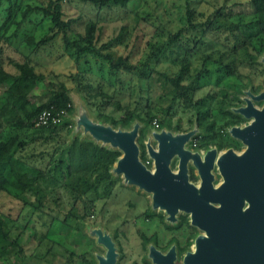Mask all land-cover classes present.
<instances>
[{"label":"trees","instance_id":"16d2710c","mask_svg":"<svg viewBox=\"0 0 264 264\" xmlns=\"http://www.w3.org/2000/svg\"><path fill=\"white\" fill-rule=\"evenodd\" d=\"M36 1L37 3H27L25 0H0V13L5 12L4 18L0 20V194H8L18 200L21 204L20 212L26 208H30L31 213L39 209L44 196V190L40 188L41 182L50 179L61 181L67 189L76 193L77 183L86 173L90 162L104 149V146L89 136H82L79 133L73 135L71 118L74 107L69 88L64 82H58L57 88L50 89L52 83L49 77L39 70L42 64L39 63L38 52L56 45L58 39L62 44V51L58 57L68 55L79 64L82 58L91 56L96 61L107 64L113 81L101 75L96 85L89 80L82 83L81 80L86 79L87 75V71L84 70L72 78L77 90L82 88L94 91L93 94H89V99L99 96L107 100V104L115 110L121 111L118 118L100 114L102 116L98 120L100 123L108 122L113 129L130 130L135 122H139L138 135L143 139L147 130L151 129L150 122L154 117L161 119L160 128H163L167 116H170L179 105L193 111L196 132L190 135L189 145L195 137L198 138L200 147L206 148L214 142L219 147L224 145L217 137L219 132L217 125L226 117L224 109L212 107L217 92L214 89L210 90L211 92L207 91L198 99L195 94L201 89L200 80L202 83L207 81L203 85L205 87L212 80L216 88L223 80H241L243 74L239 71V65L253 64L257 60L256 51L258 52L259 48L256 42L261 44V47L264 44V0H246L247 12L236 11L234 14L232 6L227 8L225 3L221 6H212V10L205 14L200 10L203 0H196V5H192L191 0H186L180 16L181 25L174 31H166L163 27L151 23L156 35L164 34L165 38L163 41L159 39L149 41L151 51L145 61L139 63H132L129 55H115L109 50L114 41L127 38L128 32L125 28L132 13L129 5L136 0H78L91 6L95 13L93 18L85 21L83 31L73 29L72 24L76 19L64 17L62 3L66 0ZM113 10L118 11L117 16L123 23L120 24L116 35L104 40L103 33L106 27L103 23L106 19L104 12ZM31 14L41 15L39 20L47 19L51 27L39 39L33 34L23 37L20 35L19 44L29 48L27 52H23L13 45L12 39L18 37L17 30L22 22L25 20L32 22ZM132 15L136 16V20L143 18L137 13ZM12 27L14 29L11 30ZM172 45L182 48L183 56L178 59L181 67L170 75L161 71L158 64L171 52ZM9 46L18 51L21 59L16 60L5 54V48ZM195 55H199L200 68L195 77L185 83L186 58ZM6 64L12 66L14 71L7 69ZM134 78L138 83L136 88L132 82ZM192 82H195V86L189 85ZM233 83L238 85L237 81ZM37 85L49 87L44 101L34 100L35 96L37 97L35 91ZM106 86L112 90L107 91ZM240 89L242 87L238 86V90ZM125 90L130 96L136 93L133 107L128 101L123 103L119 97ZM231 106L233 103L226 108ZM44 109L52 111L64 109L66 116L56 125L34 126L35 118ZM138 140L139 138L136 144L140 146L141 142ZM37 142L50 143L52 148L50 151L28 153L26 147ZM33 156L34 161L30 159ZM41 158L46 160L43 167H39L36 161ZM5 176H9L10 182L13 180L18 185L15 195L9 191L6 182L2 181ZM29 192L36 195L34 201L28 199ZM70 218L74 219L73 225L76 230L84 226L83 213L68 211L61 220L62 224H70L68 222ZM28 221L31 222L30 219L26 222ZM21 240L20 234L14 238L10 237L0 217V263L12 256H18L23 260ZM43 241L51 244L46 243L44 255L39 259L53 256V244H58L43 236L38 248L45 244ZM88 254L89 252L85 251L78 257L86 264H91V256L88 258ZM34 255L36 256V254L32 256ZM68 257L69 260L74 257L72 251ZM22 263L25 264L24 261Z\"/></svg>","mask_w":264,"mask_h":264},{"label":"rangeland","instance_id":"374dc122","mask_svg":"<svg viewBox=\"0 0 264 264\" xmlns=\"http://www.w3.org/2000/svg\"><path fill=\"white\" fill-rule=\"evenodd\" d=\"M25 2L37 3L36 0H25ZM185 2L186 0H136L135 3L129 5L130 11L139 14V16L143 18L141 20H136V16L131 13L129 19H127V26L125 28L128 32L127 38L118 42L114 41V44L109 50L115 55H129L132 63L145 61L147 55L151 51L148 42L155 41L156 39L163 41L165 38L164 34L160 36L159 34L156 35L151 23L158 25L160 28L163 27L166 31H174L181 25L182 21L180 16L183 13ZM246 2V0H203L200 10L208 14L212 10V6H221L225 3L227 8L232 6L233 14L237 13L236 11L243 13L247 12L246 9L248 7ZM191 3L192 5L197 4L196 0H191ZM62 10L66 19H76L72 27L74 30L78 31H83L85 21L95 16L94 9L91 8V6L81 3L78 0L64 1L62 3ZM117 13V10L104 12V14H106V19L103 20V23L106 25L103 33L104 40L112 35H116L119 31L120 24L123 23V20L117 16ZM120 14L123 15L122 12ZM4 16L5 12L0 13V20H2ZM30 16L32 22H28L27 20L22 22L17 30L18 37L12 39L13 45L17 46V49L23 52H27L29 48L24 44H19L21 42L19 38L20 35L23 37V35L33 34L36 39H39L42 35L46 34L51 27L47 19H43L42 21L39 20L41 15L31 14ZM12 29L14 28L12 27L11 30ZM219 41L221 42V39H219ZM56 42V45H52V47L38 52L39 63L42 64L39 70L46 73L49 77L52 83L50 89L57 88L58 82H64L69 88L72 100L71 103L74 107L73 116L71 118V128L74 129L73 135L79 133L82 136H89L94 139L96 143L104 146V149L100 150L90 162L86 173L82 175V178L77 183L76 193L67 189L61 181L50 179L41 182L40 188L44 190L42 203L39 209L32 213L30 208H26L20 212L21 204L18 200L12 198L8 194H0V217L3 220L4 228L8 231L11 238L16 237L18 234L21 235V245L23 248L21 254L23 260L19 259L18 256H12L7 260H2L0 264H24L22 263L23 261L25 264H86L84 260L78 257L85 251L89 252L87 255L88 258L91 256V264H99L100 258H104L106 255L102 247L104 244L99 240V237H108L112 242V229L115 227L116 223H119V221L124 218L130 219L133 215L138 214L140 211L139 209H144V195L150 193L137 185L127 182L122 173H117L115 171L118 159L122 156V151L110 143H102L93 138L84 125V120H89L95 124L112 127L108 122L103 121V123H100L98 121L99 117H102L100 114L111 115L114 118L121 116V111L115 110L112 106L107 104V100H103L99 96L89 99V94H93L94 91L82 88L77 90L76 84L72 80L75 74L84 70L87 71V75L86 79L84 78L81 80L82 83L89 80L92 81V84L96 85L101 75L113 81V77L108 72L107 64L96 61L95 58L91 56L82 58L79 64H76L74 59L69 58L68 55L58 57L59 53L62 51V44L59 39ZM256 45L259 48L258 52L256 51L258 55L257 60L254 61L253 64L242 63L239 65V71L243 74L241 80H223L217 88L214 87L212 80L207 87L203 86L207 81H203L202 83L200 80L201 89L196 92V98L198 99L205 92L214 89L217 94L212 101V107H223L224 109L226 117L223 122L217 125L219 130L217 137L219 141L223 139V131L226 132L231 126L241 125L244 122V120L233 111L234 109L237 110L241 105L239 96L245 95V97H247V94L255 95L264 84L262 81L264 80L263 75L259 73L261 72L262 63L264 62V44L263 47H261V44L256 42ZM217 46H219V44H217ZM5 54L16 60L21 59V55L18 51H15L11 46L5 48ZM182 56L183 49L172 45L171 52L158 64V68L161 71L173 75L181 67V63L178 59ZM5 66L10 71H14L12 66H7V64ZM199 68V55L187 57L184 64V82L188 83L192 80ZM235 81L238 82V85L233 83ZM132 82L133 84L135 83L134 88H136V84H138L136 79L134 78ZM189 85L195 86V82ZM238 86L242 87V89L238 90ZM47 89H49V87L37 85L35 87L37 97L35 96L34 100L39 102L44 101L46 99L45 93H48ZM106 89L109 92L112 90L107 86ZM135 96L136 93L130 96L126 90L119 95L123 103L128 101L131 103V107L135 105ZM231 103H233V106L226 108V106ZM98 112L99 115H97ZM167 117L168 118L164 121L163 128H160L161 119L159 117H154L152 119L150 122L151 129L147 130V136L144 138V141L137 133L136 140L139 138L142 148H145V145L152 144V135L150 133L153 131L160 132L163 130L168 133L189 132L193 135L196 132L193 125L194 116L192 109H184L178 105L173 113ZM154 120L155 123L153 122ZM135 124L137 125L138 132L140 124L139 122H135L133 125ZM63 134H65V132ZM194 140L198 141V138H193L192 142H194ZM214 144L216 145V142L208 146H213ZM51 148L52 145H50V143L45 144L37 142L27 146L26 151L28 153H38L41 151H50ZM201 148L205 149V147ZM142 152H144V149L141 153ZM140 157L144 160L143 153L140 154ZM30 159L34 161V156L30 157ZM36 161L39 167H43L46 163V160L42 158ZM9 179V176H5L2 181L6 182L9 191L12 192V195H15L18 185L13 182V180L10 182ZM35 196L33 192L27 193V197L31 201L35 200ZM131 204L137 207L132 209V206H130ZM68 211L84 214V226H82L80 230L75 229L73 225L75 222L74 219L70 218V221H68L70 224H62L61 220L67 215ZM127 211H129L128 215ZM28 219H30L31 222H26ZM43 236L58 242V244H53V256L39 259V257L44 255L47 246L46 243L51 244L43 241L45 244H42L43 246L38 248V243ZM129 238L133 247L124 246L125 254H127V264H130L129 262L132 260L131 256L137 255L141 257L143 254V247L134 232L129 234ZM70 251L74 254L71 260L68 259ZM33 254H36V256H32Z\"/></svg>","mask_w":264,"mask_h":264},{"label":"flooded vegetation","instance_id":"af4514ba","mask_svg":"<svg viewBox=\"0 0 264 264\" xmlns=\"http://www.w3.org/2000/svg\"><path fill=\"white\" fill-rule=\"evenodd\" d=\"M260 71L264 79V62ZM263 91L264 84L255 95L246 93L247 97L239 96L241 105L238 109L246 105L247 99H251L252 105L260 110L264 105V97L253 99L251 96H257ZM238 109L233 111L244 122L231 126L226 132L223 131L221 140L223 146L214 144L202 149L197 141L194 145L192 143L188 145L191 138L189 136L182 147L175 149L167 160V166L172 173L179 171L183 160L186 180L198 191L201 175L195 159L204 164L206 155L213 151L208 167V173L211 175L210 184L213 189H218L226 183L225 191L206 194L200 199L204 200L202 202L191 201L194 218L192 211L182 207L175 208L171 217L165 207L154 205L152 192L146 193L144 209H139L138 214L130 219L120 220L112 229L111 243L116 253L114 264H127L124 248L133 247L129 240L131 232L135 233L142 245L143 254L141 257L131 256L130 264H157L152 250L157 251L163 257V261L170 264H188L187 257L192 264H264V171L261 170L264 167V153L246 156L248 144L243 138L232 134V128L246 129L256 121L255 117H247ZM153 132L150 133L152 135L150 146L158 151V142ZM182 133L186 132L169 134L173 137ZM261 137L262 143L264 127L261 128ZM143 149L144 160L140 157ZM229 151L233 155L228 154ZM181 153H184V156ZM221 156H225L223 163L227 177L222 173L218 163ZM138 157L147 170L154 169V158L147 145L145 148H142V145L138 146ZM247 181H250L251 185L247 186ZM130 206L132 209L137 207L133 204ZM128 213L129 211L127 215ZM204 224L209 225L208 228L201 226ZM102 247L106 253V245Z\"/></svg>","mask_w":264,"mask_h":264},{"label":"water","instance_id":"95a60500","mask_svg":"<svg viewBox=\"0 0 264 264\" xmlns=\"http://www.w3.org/2000/svg\"><path fill=\"white\" fill-rule=\"evenodd\" d=\"M262 97H264V91L257 96H251L253 99ZM238 111L247 117H255L256 121L246 129H240L238 127L232 128V134L243 138L248 144L249 148L245 153L246 156L258 155L260 152V154L264 153V140L262 143L260 141L262 139L261 128L264 127V105L260 110L256 109L252 105L251 99H247L246 105L239 108ZM84 125L93 138L102 143H110L122 151V156L118 159L115 171L122 173L127 182L135 184L147 192H152L154 195V205L165 207L171 214V217L175 208L182 207L192 211V217L194 218L195 214L191 201L198 200L202 202L204 200L200 199L204 198L206 194L222 193L225 191L226 183L218 189H213L210 184L211 175L208 173V167L213 151L206 155L204 164H201L199 160L195 159L201 175V184L198 187V191L195 186L189 184L186 180L185 166L182 163L183 160L177 173H172L169 170L167 166L168 157L175 149H180L192 133L187 132L171 137L169 133L163 130L154 132L153 136L158 142V151L153 150L150 145H147L150 154L154 158V169L150 171L144 167L138 157V146L136 144L138 132L136 124L130 130L113 129L110 126L95 124L89 120H84ZM228 154L233 155L231 151ZM181 155L184 156V153H181ZM224 157L221 156L218 163L222 169V173L227 177L223 163ZM250 169L248 166V170ZM261 170L264 171V167ZM255 177V174H253V178ZM246 185H251V182L247 181ZM201 226L208 228L209 225L204 224ZM99 240L106 245L107 250L105 257L100 258L99 264H114L116 253L113 244L105 236H100ZM152 252L157 264H170V262L163 261V257L157 251L152 250ZM186 260L188 264H192L188 257Z\"/></svg>","mask_w":264,"mask_h":264},{"label":"built area","instance_id":"2783aa9c","mask_svg":"<svg viewBox=\"0 0 264 264\" xmlns=\"http://www.w3.org/2000/svg\"><path fill=\"white\" fill-rule=\"evenodd\" d=\"M66 116V111L60 109L57 111H52L51 109L42 110L34 120V126H47L59 124L63 118ZM155 123V120L153 121ZM196 140L192 142L194 145Z\"/></svg>","mask_w":264,"mask_h":264}]
</instances>
